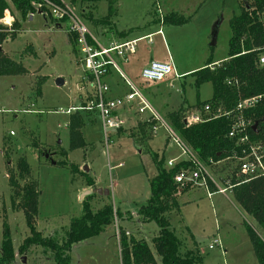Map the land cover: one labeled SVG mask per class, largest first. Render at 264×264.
Listing matches in <instances>:
<instances>
[{
  "label": "rangeland",
  "instance_id": "rangeland-1",
  "mask_svg": "<svg viewBox=\"0 0 264 264\" xmlns=\"http://www.w3.org/2000/svg\"><path fill=\"white\" fill-rule=\"evenodd\" d=\"M63 1L72 6L69 0ZM241 1L101 0L97 4L80 3L73 7L78 14L83 6L93 13L98 21L83 20L102 44H106L107 40L99 28L114 29L111 26L113 21L119 30H126L133 36L162 26L166 45L161 35H153L151 40L146 38L136 42L135 48L147 58L152 56L166 62H169L171 55L176 70L181 73L198 67L194 71L199 70L210 57L214 63L228 58L232 35L229 20L241 12ZM109 5H112V12L108 10ZM172 12L184 16L187 22L179 26L165 22V16ZM107 15L108 23H100ZM173 19H179V16ZM2 23L5 24V20ZM215 30L216 43L211 46ZM28 47H32L36 55L28 51ZM1 49L11 59L23 63L28 72L0 74V255L4 222L10 228L16 251L28 236L23 211L12 203V189L7 176L9 166L14 167L18 158L26 157L32 177L39 183L38 230L45 236L61 240L71 219L82 214V202L88 196L81 198L86 188L84 180L80 175H74L69 166L53 164L46 158L47 153L55 152V161L76 163L80 169L87 165L89 170L86 173L95 180L96 189L109 190V195L94 192L91 199L94 210L103 204L112 203L122 214L115 212L113 223L104 232L74 243L70 264H121L117 233L121 237L124 232L129 233L128 237L145 239L158 263L162 264V258L156 254L154 247V237L159 227L155 221L143 222L137 209L147 204L151 196L150 180L156 174L154 155L157 153L159 158H164V162L185 157L172 136L164 127H159L148 142L140 144L127 133L118 134L117 130L110 129L106 143L101 117L90 112V119L87 115L83 128L87 147L70 151L69 114L61 110L76 105L80 96L91 90L93 83L82 78L84 71L79 62L80 54L69 41L67 24L62 22L61 27H58L53 20L37 12L32 14V18L22 21V30L17 33V37L6 40ZM129 66L139 73L134 81L140 87L144 82L140 76L141 69L139 71L133 62ZM122 70L127 72L125 68ZM113 71L119 76L118 72ZM58 78H63V85L56 84ZM40 81H43L41 95L37 96L35 87ZM150 87L147 92L151 103L164 118L168 111L176 110L183 101L187 104L186 112H191L199 100L205 101L213 95L211 82L197 88L192 75L174 78L172 73ZM27 109L30 110L25 111ZM124 116L130 119L125 121L123 127H129L148 117V113L135 114L130 111ZM226 165L229 173L238 170L234 159H229ZM215 174L217 176L218 173ZM216 178V182L220 183ZM192 190L190 199L186 195L179 196L180 210L168 215L170 227L181 240L183 250L198 255L200 264H258L247 225L263 240L264 230L241 209L232 192L227 191L225 195L214 193L212 198H208L203 190ZM129 212L133 215L131 219ZM217 233L225 238V245L210 248ZM13 264L55 262L50 252L33 246L24 255H17Z\"/></svg>",
  "mask_w": 264,
  "mask_h": 264
},
{
  "label": "trees",
  "instance_id": "trees-1",
  "mask_svg": "<svg viewBox=\"0 0 264 264\" xmlns=\"http://www.w3.org/2000/svg\"><path fill=\"white\" fill-rule=\"evenodd\" d=\"M48 1L59 5L63 4L61 0ZM100 1L69 0L72 6L80 3L97 4ZM241 3V12L229 20L232 35L229 40L228 58L219 64H213L212 57H210L202 68L191 73L197 88L203 83H212V97L205 101L199 100L195 106V109L200 110L202 116L207 120L190 125L185 123L187 111L185 105L187 104L184 101L176 110L165 114L167 122L197 158L208 165L211 164V161L218 162L242 154V145L238 138L228 135L236 114L235 108L242 99L261 96L258 102L245 109L243 114L252 120V125L248 129L251 138L264 144V65L259 64V55L264 48V0H243ZM109 9L112 12V5L108 6ZM8 10L14 17L11 27L1 22ZM39 11L57 25L65 22L58 21L53 17L51 8L44 0H0V46L8 39L14 40L17 33L22 30V21ZM79 15L82 19L90 22L97 20L93 13L86 10L84 6L80 8ZM178 16L179 19H173ZM108 19L107 15L99 22L105 24L108 23ZM165 22L179 26L187 22V19L172 12L165 16ZM68 37L73 48L77 49V35L68 33ZM28 51L36 55L32 47H28ZM27 72L28 69L23 63L11 59L0 49L1 75H18ZM230 79L238 80L239 84L228 83ZM42 82L36 84L37 96L41 95ZM206 105H210L209 111H206ZM218 109L223 112L233 111V113L228 116L214 117ZM85 123L84 112H75L69 115L70 151L87 147L83 133ZM255 123H257L256 129L252 127ZM152 125L153 123L140 122L138 128L128 130V136L142 144L152 134ZM64 153L67 155V152ZM154 159L157 171L150 180L151 196L147 204L137 209V214L143 222L155 221L157 223L159 231L154 237V247L156 254L162 258V264H200L201 258L198 255H195L193 251L183 250L182 242L171 229L168 217L173 211L180 210L177 200L180 193H178L175 176L182 167L189 163L180 161L174 167L168 168L167 162H164V158H159L157 153L154 155ZM56 164L69 166L74 175L78 174L84 180L86 188L96 189L93 177L82 171L76 163L68 164L66 161L60 160L56 161ZM237 174V171L233 173V196L241 209L252 216L264 230V176L246 179V177L242 178ZM7 175L9 186L12 189V203L15 208L23 211L28 236L16 251L10 228L4 222L0 264H13L17 255H24L33 246L41 247L44 252H50L55 264H70V252L74 243L104 232L113 223L115 212L122 215L112 203L103 204L101 208L94 210L91 199L95 193H92L82 202V214L71 219L65 236L61 240L45 236L37 228L39 183L32 177V170L26 157L18 158L14 167L9 166ZM210 185L213 186L212 182ZM186 191L188 189L181 193ZM128 214L131 219L132 214L130 212ZM247 232L254 247L258 264H264V240L250 225H247ZM119 245L122 264H159L155 253L145 239L128 237L124 232L119 239Z\"/></svg>",
  "mask_w": 264,
  "mask_h": 264
},
{
  "label": "built area",
  "instance_id": "built-area-1",
  "mask_svg": "<svg viewBox=\"0 0 264 264\" xmlns=\"http://www.w3.org/2000/svg\"><path fill=\"white\" fill-rule=\"evenodd\" d=\"M51 8L52 15L58 21H65L67 24V33H75L77 35V46L80 54L79 62L83 66L84 77L90 83H93L91 90L87 93L86 100L80 104L71 106L67 110H61L69 115L75 112H95L102 120L104 134L106 136V143H108V130L117 129L121 125V121L117 119V111L134 107L139 114L148 113L146 121L153 123L152 133L156 134L159 127H164L169 135L181 149V154L185 157L183 159H169L166 163L168 168L174 167L180 161H186L189 165L182 167L175 176L178 193L183 190L203 189L207 195L211 197L214 193H225L228 189L233 187V183L227 179V186L220 187L214 177L211 175L209 166L215 164H205L192 152L190 147L183 141L179 134L171 127L164 116L156 109L151 103L143 90L135 84L128 76L125 75L117 61L114 59L113 54L126 57L125 52L133 48L137 40L127 41L120 44H112L108 47L100 45L98 40L93 36L88 29L84 20L76 12L73 6L62 1V5L52 3L44 0ZM9 18V20H8ZM5 24L11 27L14 17L10 11L5 12ZM259 64L264 65V48L259 55ZM112 70L119 73L120 77L124 80L128 92L123 96L109 97L110 85L104 81V77L108 76ZM174 73L179 77L175 64L171 56L169 62L152 61L141 70L142 80L150 84L152 82H159L165 79L170 74ZM88 82V83H89ZM228 83L238 85V80H228ZM261 98L260 95L242 99L238 102L233 117L231 129L228 132L230 137H237L239 143L242 145V154L234 155L232 158L237 163L238 170L246 179L264 176V144L260 141H255L249 134V126L252 125V120L246 118L243 114L245 109L254 106ZM206 111L210 110V105L205 106ZM29 111V110H25ZM233 111H222L218 109L214 117L221 115H230ZM187 124L199 123L207 120L202 116L198 109H194L185 117ZM219 162V161H218ZM210 182L217 187L214 192L210 189ZM232 182V181H231ZM129 234V233H126ZM118 240L120 239L117 233ZM214 245L221 246L220 239L213 240L210 248ZM121 257V256H120ZM122 264V261H121Z\"/></svg>",
  "mask_w": 264,
  "mask_h": 264
},
{
  "label": "crops",
  "instance_id": "crops-1",
  "mask_svg": "<svg viewBox=\"0 0 264 264\" xmlns=\"http://www.w3.org/2000/svg\"><path fill=\"white\" fill-rule=\"evenodd\" d=\"M109 1H111V0H109ZM116 16H117V9H116ZM30 18H32V16H30ZM163 20L161 19L160 20V22H162ZM85 24H86V22H85ZM86 25H88V24H86ZM112 27L114 26V29H111V30H108V29H106L105 27H103L102 29H100L99 28V30H100V32H101V34H102V36L104 37V39L105 40H107V43L106 44H102L99 40H98V42L100 43V45H102V46H106V47H108V46H110V45H112V44H114V43H116V44H120V43H124V42H127V41H133V40H137L136 42L138 43L139 41H141V40H144V39H146V38H148L149 40H151V38H152V36L153 35H161L162 36V39H163V41H164V44L166 45V41H165V38H164V32H163V28H162V26H160L157 30H154V31H150V32H146V33H144V34H141V35H136V36H133V34L132 33H129V32H127L126 30H119L118 28H117V25H116V23L113 21L112 22V25H111ZM175 26H178V25H175ZM58 27H61V25H58ZM88 27V26H87ZM90 27H92V26H90ZM93 28V27H92ZM89 29V28H88ZM93 29H96V28H93ZM97 30V29H96ZM107 32H109V33H107ZM136 42L134 43V45H133V48L131 49V50H127L126 52H125V55H126V57L124 58V57H122V56H119V55H117V54H113V56H114V59L117 61V63L118 64H120L119 66L120 67H122L121 69H123V68H125V75L127 74V75H129L128 77H130V79L133 81V82H135L134 81V79H136L138 76H139V73L136 71V69L135 68H133V66H129V64H130V62H133L134 64H136V67L139 69V71H140V69L142 70L145 66H147L149 63H151L152 61H159V62H166V61H161V60H156V59H154L152 56H150L149 58H147V56L145 57V56H143V55H141L142 54V52L141 51H139V50H137V48H135V45H136ZM3 53L4 54H6L4 51H3ZM136 56V57H134V56ZM141 55V56H140ZM171 56V55H170ZM172 57V56H171ZM131 59H132V61H131ZM172 59H173V57H172ZM209 59V58H208ZM207 59V60H208ZM207 62V61H206ZM206 64V63H205ZM204 64V65H205ZM213 64H219V63H213ZM203 65V66H204ZM202 66V67H203ZM131 67V68H130ZM175 67H176V65H175ZM199 68V67H198ZM198 68H193V69H187V70H184L183 72H179L178 73V71H177V73L179 74V77H176L175 76V74H174V78H180L181 76H188V75H191V73L195 70V69H198ZM138 73V74H137ZM126 75V76H127ZM171 75V74H170ZM169 75V76H170ZM141 76V75H140ZM83 77H84V74H83ZM82 77V78H83ZM104 81H106L109 85H110V92L108 93V96L109 97H117V96H123V95H125L127 92H128V89H127V87H126V85H125V82H124V80H122V78L120 77V75L119 76H117V74L115 75V72L111 69V72L109 73V75L108 76H106V77H104ZM160 82V81H159ZM82 83H87V82H84V81H82ZM90 83V82H89ZM136 83V82H135ZM152 84H154V83H150V84H146L145 82H143V83H141V86H140V88L143 90V92L146 94V96L148 97V99L151 101V99H150V94H148V90L150 91V89H151V85ZM156 84V83H155ZM170 85H172L171 83H170ZM159 85H157V87H158ZM84 87V86H83ZM159 88V87H158ZM88 93V92H87ZM86 96H87V94H84V95H81L80 96V99H79V102L77 103V104H80L82 101H84V100H86ZM76 104V105H77ZM153 104V103H152ZM27 110H30V109H27ZM134 109V107H128V108H123V109H121V110H119V111H117V113H116V115H117V119L119 120V121H121L122 123H121V125H120V127L119 128H117V129H112V130H117V132H118V134H122V133H127L128 134V130H130V129H132V128H135V126L137 125V124H139L140 122H147L146 121V118H143V119H140L135 125H132V126H129V127H123L124 126V124H125V121H127L128 119H130V118H127V116H124V115H126V114H128L130 111H133L135 114L137 113V111ZM32 111V110H31ZM169 112V111H168ZM166 113V112H165ZM84 114H85V119L88 117L89 119H90V116H91V113H85L84 112ZM97 114V113H96ZM188 114V112H186V115ZM88 115V116H87ZM98 115V114H97ZM87 116V117H86ZM123 129V130H119V129ZM152 135H153V133L150 135V137L148 138V140H146L144 143H146V142H148L151 138H152ZM228 160L229 159H225V160H221V161H219V162H216L215 164H212V165H210L209 166V170H210V172H211V175L214 177H217L216 179H218L219 180V182L221 183H218L217 182V184L220 186V187H224V186H227V184H226V181H227V179H229L230 180V183H233V174L232 173H229L230 172V170L229 169H226L227 167V165H226V162H228ZM217 168H219V169H217ZM81 169H82V166H81ZM217 169V170H216ZM156 171H157V168H156ZM218 173L217 174V176H216V172ZM237 172H238V176L239 177H244V176H242L241 175V173L239 172V170H237ZM215 174V175H214ZM8 176V175H7ZM215 177H214V179H215ZM232 181V182H231ZM87 189H93V188H85V190H87ZM210 189L212 190V191H216L217 190V187L215 186V185H210ZM196 190H199V189H196ZM201 190H203V189H201ZM194 190H191V191H186V192H184V193H180V194H178V196H177V200H178V198H179V196L180 195H186V196H188V199H190V197H192L193 196V194H192V192H193ZM204 191V193H205V195L208 197V198H212V196L211 197H209L208 195H207V193H206V191L205 190H203ZM227 191H230V192H232V188L231 189H228ZM227 191L225 192V193H222V194H226L227 193ZM232 194H233V192H232ZM102 195H104V194H102ZM235 199V198H234ZM178 202H179V200H178ZM133 216V215H132ZM220 239V241H221V245H225L224 243H223V240L225 239V238H221V236H220V234L219 233H217V235L215 236V238L214 239ZM222 239V240H221ZM245 242V241H244ZM228 243V242H227ZM229 245H230V243H228ZM211 245V244H210ZM225 251H227V249L225 248L224 249Z\"/></svg>",
  "mask_w": 264,
  "mask_h": 264
},
{
  "label": "water",
  "instance_id": "water-1",
  "mask_svg": "<svg viewBox=\"0 0 264 264\" xmlns=\"http://www.w3.org/2000/svg\"><path fill=\"white\" fill-rule=\"evenodd\" d=\"M39 13H41V12L39 11ZM216 37H217V31L215 30V31L212 33V39H211V42H210V45H211V46H214V45H215V43H216ZM0 49H1V46H0ZM56 84L59 85V86L63 85V84H64V80H63V78H58V79L56 80ZM185 123H187L186 120H185ZM252 127H253L254 129H256V128H257V123H255ZM52 155H53V154H52ZM52 155L50 156V154L47 153V154H46V158H49L53 164H56V161L53 159V156H52ZM82 170H84L85 172H87L89 169H88L87 165H85V166L83 167ZM94 192H97V193L100 194V195H102V194H104V195H109V190H108V189H102V188H98V189H87V190H85V192L81 195V198H82V196H87V195H90V194H92V193H94Z\"/></svg>",
  "mask_w": 264,
  "mask_h": 264
},
{
  "label": "flooded vegetation",
  "instance_id": "flooded-vegetation-1",
  "mask_svg": "<svg viewBox=\"0 0 264 264\" xmlns=\"http://www.w3.org/2000/svg\"><path fill=\"white\" fill-rule=\"evenodd\" d=\"M48 154H50V156H51L52 154L54 155V154H55V152H50V153H48ZM53 155H52V156H53Z\"/></svg>",
  "mask_w": 264,
  "mask_h": 264
}]
</instances>
